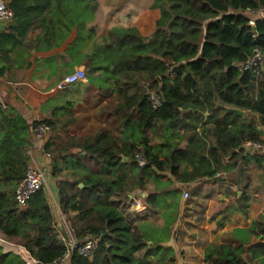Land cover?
I'll list each match as a JSON object with an SVG mask.
<instances>
[{
	"label": "trees",
	"instance_id": "16d2710c",
	"mask_svg": "<svg viewBox=\"0 0 264 264\" xmlns=\"http://www.w3.org/2000/svg\"><path fill=\"white\" fill-rule=\"evenodd\" d=\"M90 1L7 0L13 20L9 32L0 34V50L10 51L35 27L44 31L38 41L49 44L59 39V50L64 41L60 16L69 15L70 23L78 21ZM262 4L264 0H153L159 18L149 37L140 36L134 28H114L109 39L95 47L90 60L98 61L89 68L90 83L96 85L98 80L91 75L101 70L113 80L122 98L115 109L122 134L102 131L91 140L75 143L76 157L65 154L69 148L63 146L59 150L64 164L58 168L57 162L52 164L55 177L72 169L69 178L56 182L53 196L73 237L82 242L107 233L91 258L74 251L68 264H168L170 249L155 242L147 230L132 225L115 206L117 199L128 198L127 184L142 189L146 179L156 180L163 171L180 183L214 179L217 173L237 167L245 141L264 143L258 129L264 125V62L243 72L235 68L254 48L264 52V18L244 14ZM167 63L177 64L170 75ZM137 82L143 86L126 94ZM147 90L160 93V106H152ZM232 108L244 114L237 115ZM155 121L162 123L164 138L151 145ZM41 122L53 126L50 119L29 122L15 109L0 107V241L22 246L36 264H49L64 253L66 244L59 237L46 189L34 192L23 207L15 201L29 162L28 151L36 143L31 128ZM180 129L191 131L184 145L170 141ZM137 146L145 149V167L133 160L132 149ZM44 147L54 151L49 143ZM85 157L95 162L96 169L89 167ZM226 158L235 160L230 163ZM243 159L258 160L250 154ZM172 184L167 180L164 187ZM156 198L157 194L149 193L145 200L154 205ZM0 264L28 263L0 243ZM203 264H264V217L248 227L234 228L221 243L205 246Z\"/></svg>",
	"mask_w": 264,
	"mask_h": 264
},
{
	"label": "crops",
	"instance_id": "0c3cea01",
	"mask_svg": "<svg viewBox=\"0 0 264 264\" xmlns=\"http://www.w3.org/2000/svg\"><path fill=\"white\" fill-rule=\"evenodd\" d=\"M158 18L159 11L153 7V0H91L83 16L79 17L78 21H72L75 24L70 23L69 15L60 16L59 24L64 41L59 50H56L58 46L56 44L61 42L59 39L45 44V41H38V37H42L44 31L40 27L33 28L16 47L8 52L0 50V68H3L4 73L0 76V101L6 108L11 107L18 111L29 122L43 119H50L53 122L56 108L73 112L75 111L73 105L84 104L86 110L80 112L79 116L71 118L81 117L91 122L87 126L93 128L98 127L99 121L106 122L105 128L108 121L113 122L111 129H95L92 138L102 131L109 130L113 135H121L122 129L118 121L120 115H115V109L122 103V98L114 89L113 80L107 79L103 70L91 75L98 80L96 85L90 83L89 68L93 62L98 61L90 60V56L95 55V47L102 46L109 39L110 30L134 28L140 36L147 38L154 31ZM9 26L10 23H0V34L9 32ZM38 29L41 32L32 36V31L37 32ZM76 68L85 69L87 79L73 84L64 98L53 95L59 91L55 88L56 84ZM18 75L20 79L15 80L13 77ZM142 84L143 82L132 83L125 93L132 94L142 87ZM155 125L151 145L161 143L164 138L162 123L155 121ZM190 133L191 131L187 129L182 141L177 138L178 135L170 141H180V144L184 145ZM86 134L88 135V132H84L83 137L87 136ZM77 135L79 136V133ZM49 138L47 143L53 149V139ZM34 140L36 142L33 147L34 154L41 162V142ZM246 154L244 151L240 152V174L236 170L237 165L232 170H236V178L231 181L224 176L226 172H219L214 179L200 178L191 183H180L169 171H163L158 172L161 177L156 180L146 179L142 189L135 187L131 190V194L128 195L132 202L130 210L147 218L145 223L136 222L134 225L147 230L155 242L159 241L162 247L170 249L167 252L170 253L169 256L166 255L168 264H203L204 248L215 242L216 234H224L226 238L234 228L248 227L252 221L264 217V143L260 150L250 154L258 160L246 162L243 159ZM123 161H127V158ZM48 172L49 170L47 174ZM167 180H171L173 184L164 187ZM170 189L176 192L165 193L171 191ZM194 189L197 194L189 202V208L174 205L180 202L179 200H188L182 198L184 190L191 192ZM177 191H181L182 194L179 195ZM231 191L236 193L240 206L236 202L229 204ZM149 193L157 194L154 205H149L145 200ZM237 199L235 200L238 201ZM135 200L140 202L138 207L134 205ZM51 204L53 208L56 207L53 202ZM199 207H202L201 210ZM57 209L58 206L55 209L56 213ZM151 219L155 226L149 224L148 221ZM229 220L240 222V225L228 228L226 222ZM149 226L153 227V230Z\"/></svg>",
	"mask_w": 264,
	"mask_h": 264
},
{
	"label": "built area",
	"instance_id": "2783aa9c",
	"mask_svg": "<svg viewBox=\"0 0 264 264\" xmlns=\"http://www.w3.org/2000/svg\"><path fill=\"white\" fill-rule=\"evenodd\" d=\"M245 15H248L251 18H264V4L256 9H250L244 12ZM13 20V12L7 6L6 0H0V23L9 24ZM264 62V52L261 48H254L252 50L251 56L240 63L235 64V68L238 72H243L245 70L252 69ZM177 64L167 63V75L173 73L174 68ZM87 79V74L85 69L76 68L72 72L66 74L57 84V90H63L69 85L75 84L79 81H85ZM147 99L150 101L154 108L160 106L161 95L157 90H147L146 91ZM0 107L6 109L5 104L0 101ZM260 130L262 132V137L264 138V125L260 126ZM52 131V128L49 124L41 122L37 124L34 128H32L33 138L39 140L41 142V162L37 160L35 156L34 148H31L28 151L29 162L26 166L25 177L18 184L17 190L15 193V201L18 206L23 207L26 205L29 197L44 187L47 191L48 197L50 201L53 202L54 205L57 203L53 195L49 194V187L46 181V173L47 170L50 169V152L49 150H45V144L47 143L48 137ZM263 143L258 141H245L241 148L245 153L251 154L255 153L262 148ZM133 160L139 167H145L148 163L145 156V149L143 146H137L133 151ZM218 176V175H216ZM189 193L187 190L183 191L182 198L188 199ZM134 205L138 207L140 205L139 200H135ZM58 211V209H57ZM58 213H60L58 211ZM65 244L66 249L64 253L57 259L53 260L49 264H68L69 259L74 251L77 252L78 255L83 257L91 258L94 250L98 246L99 239L98 237H87L84 241L78 242L72 235V232L69 228H67V237L61 238ZM1 240V239H0ZM20 246V245H17ZM22 247V246H20ZM23 248V247H22ZM24 249V248H23ZM25 250V249H24ZM28 258H25L22 254L18 253L22 259L28 264H36V260L33 259L30 254L25 250Z\"/></svg>",
	"mask_w": 264,
	"mask_h": 264
},
{
	"label": "rangeland",
	"instance_id": "374dc122",
	"mask_svg": "<svg viewBox=\"0 0 264 264\" xmlns=\"http://www.w3.org/2000/svg\"><path fill=\"white\" fill-rule=\"evenodd\" d=\"M6 3H7V0H6ZM40 32H41L40 29H38L37 32L35 30H33L32 31V36H35L36 34H38ZM19 75L16 76V77H13V78L14 79L15 78L16 79L17 78L20 79ZM71 87H73V84L67 86L63 90H59V91L55 92L53 95L64 98L70 92ZM41 89H43V88H41ZM73 108L75 110L73 112L66 111V110L62 111V110L59 109V110L56 111V113H55L56 115H54L55 117H54V120H53V127H52V131H51L52 134H54V135H52L50 133L51 137L53 139L52 140V144H54V146L52 148L54 149V151L51 153L50 150H49L50 155H51V157H50L51 163H50L49 172H48V174L46 173V181H47V185L49 187V194H51V195H53V190H54V187L56 185V182L58 180L62 179V178H69L70 177L69 175L72 172V169H70V167H68L67 169H65V170H63L61 172L60 176L55 177V176L52 175V172H53V165L52 164L57 162L56 168H58L60 165L64 164V162L62 161V156L64 154H62L59 149L61 147H63V146L68 147L69 148L68 152L65 153V154H74V156L76 157L79 154L78 153L79 149L77 147H73V144L76 143V144L79 145L85 139L91 140L92 136H93L92 133H93V131L95 129L97 130V129L105 128L104 125H105L106 122H104V121H99L98 127H94L93 128L92 126H90V127L87 126V125H90L91 122H87L81 117H78L79 119L78 118L77 119L76 118H71V116L72 117L73 116H79V114H81L80 112H84L86 110V106L84 104L83 105L82 104L73 105ZM94 124H95V122H94ZM200 126H203V124L200 123ZM111 128H113V122L112 121H108L107 122V126H106L105 129H111ZM109 131H111V130H109ZM84 132H88V135L86 134L87 136H85V137H83ZM89 132H91V133H89ZM154 132H155V129H154ZM78 133H79V136L77 135ZM185 135H186V130L185 129H180L178 131L177 138L179 137V140L182 141L184 139ZM152 140H154V138ZM132 150L134 151V149H132ZM131 153H132V151H131ZM83 159L89 165V167L91 169H96L94 161L90 160L87 157H85ZM234 160L235 159L229 161V158L225 159V161H229L230 163H233ZM130 162H133L132 158H130ZM237 162H238L237 163L238 164V168H236V170L240 174V160H239V158H238ZM236 170L235 171H229V172H226L224 174V176L228 179V181L234 180L236 178L235 177L236 174H237ZM131 173L132 172H128V174H131ZM131 187H132V185H129V184H127V186L125 187V192L128 195L131 194V192H132L131 190L134 189V187L133 188H131ZM170 190L172 191L173 189H170ZM237 190L240 191V188H238ZM178 193L180 195L181 191H179ZM188 193H189V197H188L187 201L179 200L180 202H177L174 205L177 204V205H179V207L181 205V207L184 208V209H186L187 207L189 208L190 207V206H188L190 204L189 202L191 201L192 197L196 196L197 191L194 189V191L193 190L191 192L188 191ZM235 199H237V195H236V193L234 191H231L230 192L229 204H234V202H236V204L238 206H240V200L237 199L238 201H236ZM131 203L132 202L130 201L129 198L122 197V198L117 199L114 204L119 209V211L123 213L125 218L132 223V225H134V223H136V222L139 223V224L145 223L146 219H147L146 216L142 215L141 213L132 212L130 210V206L132 205ZM54 208L56 209V207H54ZM54 208H53V210L55 211ZM201 208L202 207H199V210H201ZM54 214H55L56 227L58 228V231H59V237L60 238H66L67 237V228H69V224H68V222L66 221V219L64 218V216L61 213H58V211L56 213V211H55ZM148 222H150L149 224H153L152 226H155V222H153L152 219L150 221H148ZM226 223H227L226 225L228 226V228H230L231 226H234V225H240V222H236V221L232 222L231 220L227 221ZM223 225H225V222L223 223ZM151 228L153 230V227H150V229ZM224 236H225L224 234L223 235L216 234V236H215L216 239L214 240L215 241L214 243H219L220 241H222V242L225 241ZM180 238H182V236H180ZM0 243L4 245V250L5 251L18 252L16 246L10 245V244H13V243L8 244L6 242H1V241H0ZM13 245H18V244H13ZM174 253H175V251H174ZM139 254H141V253L139 252ZM169 254L170 253H167L166 255L169 256ZM154 260H155V262H158V259L155 258Z\"/></svg>",
	"mask_w": 264,
	"mask_h": 264
},
{
	"label": "water",
	"instance_id": "95a60500",
	"mask_svg": "<svg viewBox=\"0 0 264 264\" xmlns=\"http://www.w3.org/2000/svg\"><path fill=\"white\" fill-rule=\"evenodd\" d=\"M249 25L253 26V25H254V22H250ZM156 79H157L159 82H161L160 77H157ZM230 111L233 112V113H235V114H237V115H242V114H243V111H242V110L235 109V108L230 109ZM258 129L260 130V127H258ZM31 130H32V128H31ZM236 151H237V150H232L231 153H234V152H236ZM123 159L126 160V158H123ZM82 186H83L82 184L79 185V187H82ZM106 234H107V233H104V234L100 235V240H104V237H105ZM150 245L152 246V243H149V246H150Z\"/></svg>",
	"mask_w": 264,
	"mask_h": 264
},
{
	"label": "bare ground",
	"instance_id": "6f19581e",
	"mask_svg": "<svg viewBox=\"0 0 264 264\" xmlns=\"http://www.w3.org/2000/svg\"><path fill=\"white\" fill-rule=\"evenodd\" d=\"M17 247V250H18V253L22 254L25 258H28V255L26 254L25 250L20 247V246H16Z\"/></svg>",
	"mask_w": 264,
	"mask_h": 264
}]
</instances>
